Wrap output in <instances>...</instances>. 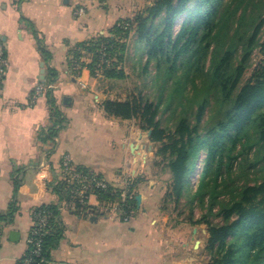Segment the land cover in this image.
I'll return each instance as SVG.
<instances>
[{
  "label": "crops",
  "instance_id": "1",
  "mask_svg": "<svg viewBox=\"0 0 264 264\" xmlns=\"http://www.w3.org/2000/svg\"><path fill=\"white\" fill-rule=\"evenodd\" d=\"M130 10L126 0H0V39L10 61L0 89V212L15 208L1 225L0 264H19L35 209L44 204H59L57 224L63 227L48 264H168L149 240L147 197L138 182L147 139L135 136L131 119L105 110L103 101L116 96L108 84L117 79L92 74L85 55L73 57L78 43L109 34ZM40 81L51 87L31 104ZM74 171L122 189L137 183L142 203L135 215L126 218L97 193L85 202L75 196L79 206L75 198L61 200L53 182L68 181Z\"/></svg>",
  "mask_w": 264,
  "mask_h": 264
},
{
  "label": "trees",
  "instance_id": "2",
  "mask_svg": "<svg viewBox=\"0 0 264 264\" xmlns=\"http://www.w3.org/2000/svg\"><path fill=\"white\" fill-rule=\"evenodd\" d=\"M182 17L181 29L174 36V25ZM137 19L139 40L149 59L156 60L153 80L163 81L162 90L156 101L141 96L142 108L137 98H107L102 103L105 110L126 119L142 110L144 126L151 130L150 139L166 160L176 195L186 193L191 209L207 207L210 214L221 217L222 222L215 223L207 214L199 219H206L210 226L212 259L207 264H264V59L244 79L255 50L264 53V0H155L149 14ZM123 21L108 35L78 43L74 60H80L83 51L92 53L87 66L95 74L103 57L101 49L105 58L107 53L123 50L124 45L111 36L129 32L131 24L126 23L130 20ZM43 52L48 54L45 48ZM102 66L106 78L126 77L115 62ZM57 130L48 137L57 135ZM201 162L200 178L192 191L191 176ZM53 183L61 200L73 199L74 184L66 177ZM107 185L97 191L98 196L104 201L118 199L121 192ZM75 201L79 206L78 198ZM123 203L128 215L132 210V217L136 195ZM14 211L12 206L0 212V234L2 223ZM41 211L51 213L41 236L42 264H48L63 227L57 224L59 204L41 205L35 214Z\"/></svg>",
  "mask_w": 264,
  "mask_h": 264
},
{
  "label": "rangeland",
  "instance_id": "3",
  "mask_svg": "<svg viewBox=\"0 0 264 264\" xmlns=\"http://www.w3.org/2000/svg\"><path fill=\"white\" fill-rule=\"evenodd\" d=\"M154 3L155 0H126V5L127 7H131V10L127 12L128 14L126 13L127 16L122 17L120 20L127 21L129 19V22L123 21L122 24L126 23L127 26L131 24V29L127 34L124 31L117 35L111 34L119 43L124 45V48L121 51L117 50L113 55L112 53H107V59H102L96 66L95 75H103L104 67L102 64L105 62H108V64L115 62L118 65V69L124 70L126 77L117 78L114 85L108 84V88L110 85L109 89L113 93L112 95H116L113 99L125 100L137 98L138 103L141 104V96L156 101L162 90L161 84L163 81L156 82L153 80V76L157 70L156 60L153 58L149 59L147 48L144 46V42L139 40L137 30L139 21L137 17H146L149 14L150 7ZM182 21L183 17L178 19L174 25V36L180 31ZM261 39L264 40V28ZM119 47L121 49V46ZM100 52L103 53L102 50ZM83 53L88 58V63H91L93 54L85 51ZM148 59L150 60L148 70L144 71V65ZM263 59L264 53L260 51V48H257L252 58V65L247 69L244 79H247L251 75L254 68ZM75 67L77 68L78 66ZM143 104L144 101H142L141 108ZM141 112L131 120L121 118L128 120L129 123L138 128V134H135V136L139 140L143 136L147 139V141L141 142L143 145V156L137 162L138 164H144V166L139 167L144 169V171L138 178V182L141 185L140 187H143L142 191L147 197L144 204V208H146L144 217L149 226V240L155 250L165 252V255L168 257L166 259L168 264H207L212 259V248L209 242L210 226L206 219L201 222H199V219L204 214H207V219L215 223L222 222L221 217H215L212 213L210 214L207 207L202 208L199 205H195L191 209L186 193H183L180 197L176 195L172 185L173 178L169 168L166 166V160L162 155L158 154L159 146L148 138L151 130H148L144 126L146 125V120L142 117ZM202 164L201 162L198 170L191 176L192 191L197 187ZM136 184L133 188H131V185H128V187L123 189L121 186L116 187L114 184L111 185L121 193L126 192L127 197L131 198L137 192L135 188ZM114 201L117 204L122 202L121 194ZM197 241H199L198 244H196Z\"/></svg>",
  "mask_w": 264,
  "mask_h": 264
},
{
  "label": "built area",
  "instance_id": "4",
  "mask_svg": "<svg viewBox=\"0 0 264 264\" xmlns=\"http://www.w3.org/2000/svg\"><path fill=\"white\" fill-rule=\"evenodd\" d=\"M82 10L83 9H79L78 13H82ZM102 51H103L102 59H107L105 58L106 52L104 50ZM81 59L82 57L80 58V61ZM9 64L10 61L8 58L6 45L0 39V89L3 79L7 74ZM46 87H51V86L50 84H47L44 81H40L35 85L33 92L30 96L31 104H34L38 100V98L42 95ZM68 182L74 184V187L71 190L72 198H75V196L80 197L81 202H85V198L90 193H97L98 190L107 189L108 187L107 182H105L104 180L99 179L98 177L91 174L82 175L77 171L71 173ZM121 196H122L121 203L119 202L117 205H115V203H113L114 201H109V202L112 203L111 205L115 206L114 208H121L123 213H127L125 210V205L127 204L123 203L127 199L126 192H122ZM50 216L51 213L46 211L45 212L41 211L35 214L34 226L28 238V244H29L28 251L23 256L20 264H42V262L45 261V258L41 256L42 255L41 236L46 231V227L48 226ZM128 216L129 215L127 214L126 218H128ZM38 257H40V259H37Z\"/></svg>",
  "mask_w": 264,
  "mask_h": 264
},
{
  "label": "water",
  "instance_id": "5",
  "mask_svg": "<svg viewBox=\"0 0 264 264\" xmlns=\"http://www.w3.org/2000/svg\"><path fill=\"white\" fill-rule=\"evenodd\" d=\"M150 134H151V131H150ZM136 200H137L138 204L140 205V204L142 203V195H141V194H138V195L136 196ZM13 235H16V231H13ZM198 242H199V241H197L196 244H198ZM180 264H183V263H180Z\"/></svg>",
  "mask_w": 264,
  "mask_h": 264
}]
</instances>
